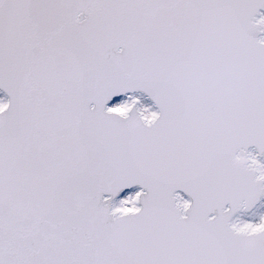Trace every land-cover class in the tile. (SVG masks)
Wrapping results in <instances>:
<instances>
[{"label":"snow or ice","instance_id":"1","mask_svg":"<svg viewBox=\"0 0 264 264\" xmlns=\"http://www.w3.org/2000/svg\"><path fill=\"white\" fill-rule=\"evenodd\" d=\"M0 264H264V0H0Z\"/></svg>","mask_w":264,"mask_h":264}]
</instances>
